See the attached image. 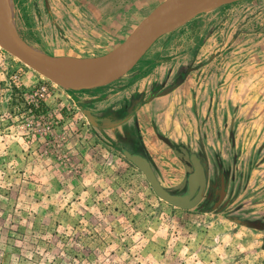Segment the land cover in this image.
Segmentation results:
<instances>
[{
    "label": "rangeland",
    "instance_id": "rangeland-1",
    "mask_svg": "<svg viewBox=\"0 0 264 264\" xmlns=\"http://www.w3.org/2000/svg\"><path fill=\"white\" fill-rule=\"evenodd\" d=\"M11 1L28 45L94 58L165 0ZM163 45L172 55H144L128 79L83 91L0 46V264H264V0L224 2L154 48ZM180 80L151 103L153 86ZM123 149L146 156L176 194L198 155L204 199L191 209L162 200Z\"/></svg>",
    "mask_w": 264,
    "mask_h": 264
},
{
    "label": "water",
    "instance_id": "water-1",
    "mask_svg": "<svg viewBox=\"0 0 264 264\" xmlns=\"http://www.w3.org/2000/svg\"><path fill=\"white\" fill-rule=\"evenodd\" d=\"M238 0H165L146 16L128 35L111 51L94 58H62L50 55L28 45L14 30L12 16L7 17L0 11V46L57 85L73 91L92 90L104 87L117 79L126 78L150 48L162 37L183 27L202 13L218 8L222 3ZM54 64H63L70 69V74L55 68ZM181 81V80H180ZM162 91L159 95L173 91L177 84ZM90 123L99 125L91 109L84 108ZM128 118L112 123L116 127ZM170 144L168 138L162 136ZM125 156L146 176L155 193L174 207L191 209L205 197L208 182V165L198 155L192 154L193 172L188 177L187 193L176 194L161 183L150 160L130 150H124ZM223 185L221 200L226 194Z\"/></svg>",
    "mask_w": 264,
    "mask_h": 264
},
{
    "label": "crops",
    "instance_id": "crops-1",
    "mask_svg": "<svg viewBox=\"0 0 264 264\" xmlns=\"http://www.w3.org/2000/svg\"><path fill=\"white\" fill-rule=\"evenodd\" d=\"M167 35H169V34H167ZM174 37V34H172V35H170L169 36V38H168V41L167 42H169L172 38ZM158 41H160V39L158 40ZM158 41L156 42V44H154V46H152V48H153V50H152V48H150V50L145 54V56L143 57V59H147V58H151V59H154V60H156V61H159L160 60V58H162V57H168V56H170V55H172V53L173 52H169V46H166V45H163V46H161V49H155L154 47L157 45V43H158ZM164 43H166V42H164ZM153 68L154 66H149L148 68ZM135 68H136V70H135V72H137L138 70L137 69H140V68H143V66H140V64H138V65H136L135 66ZM148 68H146V70L148 69ZM132 71V70H131ZM134 72V73H135ZM130 73H133V72H130ZM27 75L28 74H30L29 72H27L26 73ZM130 75V74H129ZM129 77V76H128ZM128 77H126V78H124V79H128ZM185 77H183V79H184ZM185 80V79H184ZM184 80H182V81H180L178 84H177V87L173 90V91H171V92H169V93H167V94H164V95H159L162 91H164V90H166L167 88H169V87H166L164 90H162V91H160V92H157L156 91V89H155V86H153L152 88H151V92H150V99L152 100L151 101V103H153L155 100H158V99H162V100H165V99H167V97H169V95H171L172 93H174V92H176L177 91V88L184 82ZM178 82V81H177ZM113 83H115V82H113ZM176 83V82H175ZM175 83H173V85L175 84ZM185 83H186V81H185ZM112 84V83H111ZM160 84H162V83H160ZM172 85V86H173ZM161 86H164L163 84L161 85ZM171 87V86H170ZM155 89V90H154ZM150 104V103H149ZM143 108H140L138 111L140 112V110H142ZM148 111V113L150 114V110H147ZM169 140V139H168ZM169 142H170V144H172V142L169 140ZM169 144V143H168Z\"/></svg>",
    "mask_w": 264,
    "mask_h": 264
},
{
    "label": "bare ground",
    "instance_id": "bare-ground-1",
    "mask_svg": "<svg viewBox=\"0 0 264 264\" xmlns=\"http://www.w3.org/2000/svg\"><path fill=\"white\" fill-rule=\"evenodd\" d=\"M2 10L3 15L2 17L5 18V16L7 17H11L12 16V1L11 0H0V11ZM1 15V13H0ZM13 20V19H12ZM13 22V21H12ZM14 24V23H13ZM12 24V25H13ZM14 26V25H13ZM55 68L57 69H61L63 70L65 73L70 74V69L68 67H64V65L62 64H54Z\"/></svg>",
    "mask_w": 264,
    "mask_h": 264
},
{
    "label": "flooded vegetation",
    "instance_id": "flooded-vegetation-1",
    "mask_svg": "<svg viewBox=\"0 0 264 264\" xmlns=\"http://www.w3.org/2000/svg\"><path fill=\"white\" fill-rule=\"evenodd\" d=\"M185 75H186V74H184V76H185ZM154 90H155V89H154ZM138 104H139V103L134 102V103H133V106H132L133 109H136V107L138 106ZM129 117H130V116H128V117H126V118H129ZM123 119H125V118H123ZM123 119H122V120H123ZM122 120H119V121H122ZM119 121H118V122H119ZM115 123H116V122H115ZM123 150H127V149H123ZM130 151H131V150H130ZM132 152H134V151H132ZM140 152H141V151H140ZM134 153H138V152H134ZM140 154H141V153H140ZM191 161H192V160H191ZM223 185H224L225 187H227V186H226V181H225V178H224V177H222L220 193H222V189H223L222 187H223ZM208 187H209V181L207 182V190H208ZM225 187H224V188H225ZM206 192H207V191H206ZM185 193H187V192L185 191L184 194H185ZM205 195H206V194H205Z\"/></svg>",
    "mask_w": 264,
    "mask_h": 264
},
{
    "label": "built area",
    "instance_id": "built-area-1",
    "mask_svg": "<svg viewBox=\"0 0 264 264\" xmlns=\"http://www.w3.org/2000/svg\"><path fill=\"white\" fill-rule=\"evenodd\" d=\"M1 49V48H0ZM1 52V50H0ZM13 80L15 82L16 85H20L21 81H22V75L19 74V73H16L14 76H13ZM43 89H45V87H43Z\"/></svg>",
    "mask_w": 264,
    "mask_h": 264
}]
</instances>
